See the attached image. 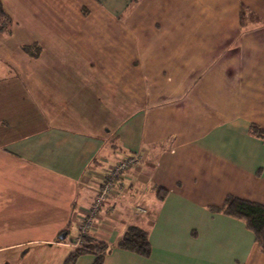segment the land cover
Returning <instances> with one entry per match:
<instances>
[{"label": "crops", "instance_id": "crops-1", "mask_svg": "<svg viewBox=\"0 0 264 264\" xmlns=\"http://www.w3.org/2000/svg\"><path fill=\"white\" fill-rule=\"evenodd\" d=\"M0 3V264H65L103 177L132 154L89 232L102 264H264L246 222L220 210L264 206L250 130L264 128V0ZM132 226L147 257L117 246Z\"/></svg>", "mask_w": 264, "mask_h": 264}, {"label": "trees", "instance_id": "trees-1", "mask_svg": "<svg viewBox=\"0 0 264 264\" xmlns=\"http://www.w3.org/2000/svg\"><path fill=\"white\" fill-rule=\"evenodd\" d=\"M243 14L244 7L240 6V16H243ZM8 25L9 21L0 3V31L7 33ZM250 130L257 137L264 139V130L255 126H251ZM220 210L229 216L244 220L248 228L253 232L258 248L264 254V206L236 197H227ZM117 246L121 250L133 252L143 257H147L150 252L146 232L136 226L129 227L126 230L123 237L118 241ZM108 251L109 248L105 242L91 240L88 232L84 237V245L74 249L65 264H72L81 255H92L94 258L92 264H102Z\"/></svg>", "mask_w": 264, "mask_h": 264}, {"label": "built area", "instance_id": "built-area-1", "mask_svg": "<svg viewBox=\"0 0 264 264\" xmlns=\"http://www.w3.org/2000/svg\"><path fill=\"white\" fill-rule=\"evenodd\" d=\"M140 160H142V157L137 154L128 155L109 168L97 189L92 204L78 224L76 237L70 243L74 249L84 245V237L94 227L98 213L104 207V204L125 190V186L121 182L123 172L129 168L138 166ZM137 210L138 212H143L141 209Z\"/></svg>", "mask_w": 264, "mask_h": 264}, {"label": "rangeland", "instance_id": "rangeland-1", "mask_svg": "<svg viewBox=\"0 0 264 264\" xmlns=\"http://www.w3.org/2000/svg\"><path fill=\"white\" fill-rule=\"evenodd\" d=\"M244 14H246V15H243V16H247V15H249L248 13H246V12H244ZM243 20H244V18L242 19V22H243ZM125 75V74H124ZM128 90V91H127ZM131 90V89H130ZM107 93H110V92H107ZM129 89L127 88V89H125L124 88V90H123V95H122V103H120V104H118L117 103V106H119V108H121L122 109V111H121V115H125L126 113H128L132 108H134L135 106L133 105V104H130V103H128L129 101H130V97H129ZM110 95V94H109ZM107 99L110 101V102H113L114 101V99L113 98H110V96H107ZM128 101V102H127ZM116 105V103H111V104H108V107H110V106H112V107H114ZM252 126H254V125H252ZM255 127H257V128H259V129H261V130H264V128H260V127H258V126H255Z\"/></svg>", "mask_w": 264, "mask_h": 264}]
</instances>
